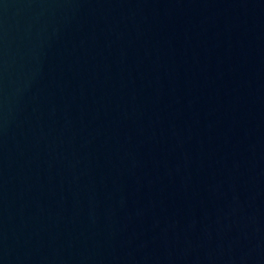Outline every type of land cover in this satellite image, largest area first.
Listing matches in <instances>:
<instances>
[{
    "label": "water",
    "instance_id": "obj_1",
    "mask_svg": "<svg viewBox=\"0 0 264 264\" xmlns=\"http://www.w3.org/2000/svg\"><path fill=\"white\" fill-rule=\"evenodd\" d=\"M0 264H264V0H0Z\"/></svg>",
    "mask_w": 264,
    "mask_h": 264
}]
</instances>
